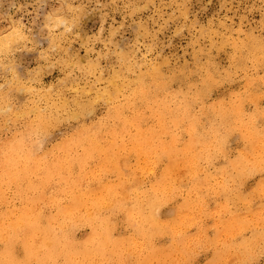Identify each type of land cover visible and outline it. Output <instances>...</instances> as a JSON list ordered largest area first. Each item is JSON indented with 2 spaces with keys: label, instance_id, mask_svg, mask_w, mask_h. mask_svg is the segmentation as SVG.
Here are the masks:
<instances>
[{
  "label": "rangeland",
  "instance_id": "1",
  "mask_svg": "<svg viewBox=\"0 0 264 264\" xmlns=\"http://www.w3.org/2000/svg\"><path fill=\"white\" fill-rule=\"evenodd\" d=\"M204 67L211 73L212 88L193 103L203 90L199 82L203 83ZM186 71L193 73L191 77L200 90L186 89L180 80L173 78L174 74L182 77ZM142 74L149 92H154L151 99L171 95L177 99L175 102L189 100L192 110L174 122L167 115L163 119L170 120H165L166 127L162 130L154 114L159 112V101L145 100V106L139 102L143 113L137 124L152 128L148 129L151 141H160L153 139L164 131L165 143L173 137L188 140L196 132L193 136L203 137L201 140L224 141L225 151L213 154L212 163L205 162L203 169L207 175L211 174L210 182L193 191L198 195L193 198L192 207L184 208L183 203L186 198L192 200L187 194L191 176L186 175L182 183H171L176 189L172 191L174 199L162 208L163 228L176 218V208L180 207L182 220L188 221L183 237L172 239L173 232L166 233L167 230L159 238L149 234L144 205L141 215L134 209L136 217L130 222L135 227L141 222L142 232L134 230L124 238L126 232L121 233L120 240H128L121 243V248L113 246L88 259L93 264H264V0H0V145L5 140H15L16 131L17 140L26 127L36 125V109L41 110L46 120L53 119L45 132H36L32 139V143L46 141L42 148H31L38 152L47 149L56 157L77 159L86 146L85 140H73L70 145L64 141L65 149L54 152L51 149L57 148L61 140L74 138L78 130L89 128L100 135V140H129L139 128L132 124L131 118L135 116L132 106L135 109L133 95L139 82L136 78ZM161 78L169 79V91L152 82ZM113 80L124 85L119 96L110 99ZM178 90L188 93L177 94ZM85 106L83 117L71 115ZM192 112L201 117L196 125L188 118ZM113 129L114 138L110 136ZM120 143L124 149L118 154L108 151L95 155L94 167L87 172L86 167L68 168L72 179L78 173H83L79 181L86 175L81 182L87 185L90 180L99 179L89 186L98 194L121 178L125 183L117 191L121 200H133L140 192L135 189L154 186L158 181L156 172L160 171V167L155 168L153 157L157 150H145L152 155L142 169L144 146L128 141ZM98 146L105 149L110 143L102 141ZM243 157L248 166L244 172H238L234 165ZM111 162L124 168L113 171ZM131 169L136 170V177L129 172ZM92 172L100 175L91 179ZM198 172L199 167L195 173ZM220 188L229 195L227 198L222 197L225 193ZM21 194L31 198L29 194ZM69 195L58 193L50 201L35 196L38 200L33 206L48 212V207L66 206ZM4 196L7 200L2 201ZM32 203L14 197L12 189L4 193L0 188V220L2 212L10 214L4 217L8 220L12 218L11 209L23 204L27 208ZM6 204L11 208L5 209ZM83 204L91 207L88 202ZM115 204L112 224L125 226L128 223L124 222L123 209L127 207L119 201ZM88 212L95 214L93 208ZM15 213L19 216L25 212ZM234 217L241 219V230L236 227L226 232L222 226ZM96 218L100 219L98 214ZM87 230L77 232V241ZM145 240L154 241L160 252L148 254L150 249ZM223 252L227 253L225 257Z\"/></svg>",
  "mask_w": 264,
  "mask_h": 264
},
{
  "label": "bare ground",
  "instance_id": "2",
  "mask_svg": "<svg viewBox=\"0 0 264 264\" xmlns=\"http://www.w3.org/2000/svg\"><path fill=\"white\" fill-rule=\"evenodd\" d=\"M203 71L204 73L201 75L203 83L199 82V85H201L200 88H203V90L199 91L198 95L195 94L197 96L194 98V101H192L193 103H197V99H200L204 94L210 92L212 88V85L209 82L210 79H212L210 71L207 69V67H204ZM145 74H142V77L140 76L136 78V81L139 82L135 87L133 95L135 97L133 101L135 109L133 108V106L132 109L135 113V116L131 118V120H133L132 124L136 125L138 119L141 118L140 116L142 115L143 111L141 112L140 108L138 107V103L141 102L145 106V100L146 102L159 101V112L154 113L157 112L155 111V109L153 113L155 114V118L160 121V123L158 122V124H160L158 125V127L160 126L161 128H163L162 130H165L166 127L165 120H170L163 119L164 117H167V115H170L171 120H173L174 122L180 119V117H182L185 112L190 113L192 111L190 109L191 107H189L190 104L187 103L189 100L175 102L176 98L174 99L173 96L167 95L169 93L166 94V98H162V96L161 99L158 100L156 98V100L151 99L154 95V92H149L147 87L148 85L146 86L145 82ZM192 75L193 73L186 71L184 72L182 77L178 76L177 74H174L173 78L176 77L178 80H180V83L185 85L186 89H191L192 91L198 89L200 90L199 85H197L196 81L193 79V77H191ZM157 77L158 76H156V78ZM131 82L132 80L130 79V83ZM152 82L160 85L162 88H167L168 91L169 89H171L168 84V78H161L160 80ZM123 85L124 83H118L113 80L112 88L110 89L109 93V98L111 99L114 96H119L120 92L122 91ZM162 93V95H164V92ZM176 93L186 94L188 92L178 90ZM86 109L87 106L83 107L81 109V112H73L71 113V115L74 118L83 117L84 110ZM132 109H130V111ZM36 110L38 112V122L36 125L30 124L28 127H26L24 132H20L18 134L17 140L16 138L18 132L16 131L15 140H5L1 142L0 145V188L3 189L4 193L6 190L12 189L14 197L19 196V199L22 201L24 200L25 203L33 202L27 208L26 204H23L19 208L14 207L13 209H11V219H5L10 215L9 213H1L2 219L0 220V264H81V262H84L85 264H93L91 260L88 259V257H90L91 255H95L97 252L101 251L105 252V250L110 249L113 246H117L119 249L121 248L120 245H122V242H128L127 239L120 240V237L123 236L121 233L126 232V234L122 237L124 238L126 236H129L130 233L134 230L136 231V233H139L143 229H141V222L140 224L139 222H137V224H139L137 227H135V225L132 226L130 222L136 217L135 210L139 215H141L142 207L144 205L145 213H143L145 221L149 226V234L157 235L158 237V235L164 234L165 230H167L166 233L173 232L171 236L169 235L170 237H173L172 239L183 237L187 225L186 223H188V221L182 220L183 214L179 212L181 211L180 207L176 208V218H174L173 220L168 219V223H164H167L166 227L163 228L162 219L165 213L164 211H162V208L166 205H169L170 199H174L172 191L176 189L175 187L172 188L171 183L173 185H175L176 183H182L183 178L187 177L186 175L191 176V186L189 189H186H188L187 194H189L192 200L186 198L183 203L184 208H190V206L192 207L193 198L198 195L194 194L193 191L197 190V188L202 186L203 184L210 182L209 178L211 177V174L207 175V171L203 169L206 167L204 166V164L206 161L208 163H212V159L215 156L213 154H215L216 152L224 153L226 147V145H224V141L219 142V140H201L203 137L201 138V136H193L196 133L195 132L193 135H191V138L188 140H177L176 137H173L172 140H168V143H165L164 140L166 138V134H163L165 133V131L163 133H160L159 130L157 131L158 135L160 133V137L156 136V138L153 140L157 139L160 141H151L148 135V129L152 130V128L145 127L147 125L142 123V125L137 124L139 128L135 133H132L130 135L129 140H100V135H96L95 131L92 130V128H89L82 131L78 130L74 138H71L70 140H61L57 144V148L51 149V152L65 149L64 141L69 144V142H72L73 140H85L86 146L82 145L83 152L77 155V159L68 156L62 159V157H56L52 155L50 153V150L47 149H44V151L39 152L36 149H31L32 147L42 148L41 145H43L44 140H39L32 143V139L34 138V136H36V132H45V130L48 128L49 122L53 121V119H49V121L46 120V116L42 117L41 110ZM111 117L114 116L112 115ZM114 118H116V116ZM188 118L190 119L193 125H196L195 123L201 117H199L197 113H193L190 114ZM169 124L171 125V122H168V125ZM168 131L170 132L172 131V129ZM173 133L174 132H172V134ZM179 133L181 132L179 131ZM168 134L172 136L170 133ZM110 136L112 138L116 136L114 129L111 131ZM161 140H163L164 143ZM102 141H108L110 143V147L104 149L101 146H98V143ZM120 141L133 142L138 145L144 146V165L142 166V169L146 167L147 163L149 162V157L152 155L151 152L145 153V150H157L156 155L153 156L156 157V165H154L155 168L160 167V171L156 172L158 173V181L154 184V186L148 187L147 190H145V188L141 190L135 189V191L139 190L141 192V196H139L140 192H138L137 197L133 200H128L127 198H123L121 200L117 198L118 187H125L124 180L121 178L118 179V182H114V186H109L105 189L104 192H100L98 194H94L89 186L94 184L99 179H96L93 182L90 180L88 185L86 184V182H81L82 180H84L86 176L85 174L83 179L79 181V178H82L81 175L83 173H78L72 179V172L68 168L76 165L79 168L86 167V172L88 170H91L94 167L93 163L95 160V155H101L102 153L106 152L108 153V151L118 154L121 150H123L124 148L122 147ZM45 142L46 141H44V143ZM248 147L250 146L248 145ZM88 148L91 149V151H89ZM163 155H165L164 159H162ZM161 162L162 165L160 166ZM235 163L236 165H234V168H237L238 172H244V170H246V167L248 166V161L245 157L237 160ZM198 167L199 172L195 173ZM111 168H113V171H117L123 169L124 165H114V163H112ZM96 169L98 168L96 167ZM249 169L250 168H248V170ZM98 170L100 171V169ZM129 172L134 177H136L137 173L135 169H131ZM91 175L92 178H90L93 179L96 175H100V172H92ZM135 179L136 178H134V180ZM215 190H218V188H216ZM219 190L222 191L223 194L225 193V190L223 188H220ZM38 192L41 193L39 195H36ZM21 193L29 194L31 198H26ZM58 193L70 194L68 199L69 202L66 204V206H55L53 208L48 207L50 209V211L48 212H43V210L35 208L33 206L36 205L35 202L38 200L35 198V196L50 201ZM106 194H110V196L108 197V195ZM228 196L229 195L225 193L222 197L227 198ZM143 197L145 198L144 201L142 200ZM2 198H4L1 199L2 201L7 200V196H4ZM117 201H119L122 205H126L127 207L124 209L120 208V210L123 209L126 211V220L124 222L128 224H126L125 226L118 225V222H113L112 224V211L115 209V202ZM83 202L90 203L91 207L84 205ZM5 206V209L11 208V205L6 204ZM90 208H93L95 210V214L88 212ZM17 210H21L25 213L18 216L15 213V211ZM96 214L99 215L100 219L96 218ZM102 214H104L106 217L102 218ZM177 214L179 215V217H177ZM114 215L116 214L114 213ZM231 219L232 220L230 223H226L222 226L226 229V232H231L236 227L241 230L243 226L241 219L235 217ZM141 220H144V218ZM82 228H88L87 234H85L83 238L78 239L77 241V232ZM177 229H179L178 232L176 231ZM154 239L155 238H153V240ZM240 241H244V239H240ZM212 242H214V240H212ZM147 247L150 249V251L147 249L148 254L154 253L155 255L157 252H160V247L158 248L154 241L147 242ZM214 247L216 248V246ZM223 250L227 251V249H222V251ZM114 252H116V250ZM114 252L112 251L110 253L114 254ZM221 254L225 257L227 253L223 252ZM221 254H219V256ZM228 254L230 253L228 252ZM189 255L191 256V254L188 253V256ZM217 256L215 259L218 260L219 258H217ZM104 262L105 261H103L102 263ZM106 262H108V260Z\"/></svg>",
  "mask_w": 264,
  "mask_h": 264
}]
</instances>
